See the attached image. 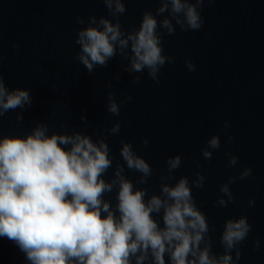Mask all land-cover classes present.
Here are the masks:
<instances>
[{
  "label": "water",
  "instance_id": "1",
  "mask_svg": "<svg viewBox=\"0 0 264 264\" xmlns=\"http://www.w3.org/2000/svg\"><path fill=\"white\" fill-rule=\"evenodd\" d=\"M123 2L126 11L120 23L129 29L138 25L145 9L154 11L159 0ZM88 15L107 18L103 0H0V77L9 89H30L33 98L20 123L15 111L0 117V135H22L43 121L50 129L75 128L95 139L119 120L118 133L105 131L113 166L120 160L121 139L130 142L153 169L141 187L158 193L165 159L180 154L175 177L192 179L196 171L205 176L203 187L193 188L192 195L209 223L212 250L222 252L224 220L245 215L251 231L239 245L238 264H264V0H206L199 30L177 28L163 35L164 53L174 61L164 65L158 82L145 73L137 84L130 83L136 74L123 72L118 56L91 74L75 59L74 38L83 26L76 19ZM185 59L195 71L187 70ZM117 73L119 80L113 79ZM109 91L118 101L131 96L120 105L119 116L106 110ZM81 109L86 123L79 119ZM212 134L219 136L220 147L206 160L201 148ZM227 154L237 156L235 167L229 166ZM245 166L252 176L230 184L233 202L218 206L220 185ZM124 174L134 182L139 175L127 168ZM111 175L109 168L105 179ZM249 198L254 201L251 207ZM0 264L27 262L12 241L0 238Z\"/></svg>",
  "mask_w": 264,
  "mask_h": 264
},
{
  "label": "clouds",
  "instance_id": "2",
  "mask_svg": "<svg viewBox=\"0 0 264 264\" xmlns=\"http://www.w3.org/2000/svg\"><path fill=\"white\" fill-rule=\"evenodd\" d=\"M205 2L159 0L154 11L141 13L137 26L125 29L120 23L126 11L123 0H103L107 18L88 15L76 19L83 26L74 38L78 46L75 59L91 74L118 56L122 71L136 74L131 84L139 83L145 73L158 82L164 65L174 61L164 53L163 35H172L177 28L199 30L204 24L201 10ZM185 66L195 71L188 59ZM113 79L119 80L120 74ZM129 100L131 96L118 101L109 91L106 110L119 116L120 105ZM32 102L30 89H9L0 77V117L15 111L20 123ZM83 112L79 119L86 123ZM223 128H228L227 121ZM119 130L117 120L93 139L75 128L57 131L36 121L22 135H0V238L12 241L27 264H238L239 245L251 231L248 218L225 219L219 234L222 252H214L209 223L192 195L193 188L203 187L205 176L196 171L192 179L175 177L182 156L174 154L165 159L159 192L149 194L141 185L153 169L130 142L121 139L123 164L116 160L113 166L105 131L116 134ZM231 140L228 135L227 142ZM219 147V136L212 134L201 148L202 157L210 160ZM227 160L231 167L238 163L234 154H227ZM109 168L112 175L105 179ZM125 168L139 174L135 182L126 177ZM251 176L247 166L229 176L220 185L223 195L215 203L225 207L233 202L229 185ZM253 203L249 198L248 206ZM254 246L259 248L258 240Z\"/></svg>",
  "mask_w": 264,
  "mask_h": 264
}]
</instances>
